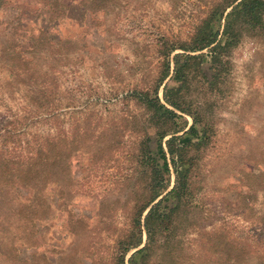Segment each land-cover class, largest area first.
<instances>
[{"label":"rangeland","instance_id":"1","mask_svg":"<svg viewBox=\"0 0 264 264\" xmlns=\"http://www.w3.org/2000/svg\"><path fill=\"white\" fill-rule=\"evenodd\" d=\"M217 1L99 0L87 1L83 10L71 4L68 52L52 62L56 75L51 103L36 106L22 90L14 94L9 86H0V149L18 151L36 135H52L57 141L64 138L63 152H70L68 169L63 170L61 163L56 166L54 195L48 199L51 208L44 211L40 206L44 199L37 200L41 221L33 228L22 226L24 243L18 246L16 264H121L120 242L133 227L134 213L151 195L148 154L157 168L164 161L158 135L151 129L147 137L144 131L154 127L150 114L132 93L153 89L168 47L188 42ZM93 11L100 16L98 33L92 29ZM14 14L9 7L4 17ZM222 22L213 23L214 28L220 24L221 29ZM79 26L87 34L82 41ZM176 52L182 50L174 49L169 57ZM195 53L205 54L203 71L212 79L216 70L209 50ZM224 59L220 90L202 86L197 77L190 82L194 92L189 96L206 92L211 132L207 145L187 149L185 160L192 164V196L202 226L227 227L245 236L263 229L264 27L256 35H244ZM171 76L172 70L159 97ZM178 113L183 118L176 121V135H181L193 120ZM168 137L161 141L165 150ZM142 140L145 157L139 154ZM166 157L167 187L142 213L141 228L149 207L174 184L170 155ZM162 205L172 206L171 198ZM144 243L143 235L142 243L127 252L124 264ZM136 260L139 263L140 257Z\"/></svg>","mask_w":264,"mask_h":264},{"label":"trees","instance_id":"2","mask_svg":"<svg viewBox=\"0 0 264 264\" xmlns=\"http://www.w3.org/2000/svg\"><path fill=\"white\" fill-rule=\"evenodd\" d=\"M87 1L99 2L0 0V86L4 89L9 86L14 94L22 90L36 106L50 104L56 75L52 62L62 60L68 52L66 43L69 42L71 4L83 10ZM9 7L15 9V14L4 17ZM92 19L93 32L98 33V11L92 12ZM220 20L223 21L221 29L220 24L215 29L213 23ZM263 27L264 0H218L188 42L168 47L160 77L153 89L132 93L137 104L150 114L149 121L154 127L144 131L148 137L149 131L154 129L164 161L157 168L154 158L148 154L150 179L147 187L151 195L147 203L134 213L133 227L120 242L118 259L121 264H124L127 252L142 243L143 235L144 246L130 254L128 264H264V215L260 220L263 229L247 232L245 236L227 227L204 228L199 218V206L192 196V164L185 160L187 149L207 145L211 132L210 116L205 106L208 100L206 92L203 90L201 96L197 93L189 96L194 90L190 82L197 77L202 86L212 91L220 90V74L227 62L224 58L244 35H256ZM78 31L82 41L87 34H84L82 26ZM176 48L182 52L169 57ZM205 48L209 50L211 65L216 70L212 79L203 71L205 54L195 53ZM170 70L172 76L163 84L162 97H159V88ZM177 111L190 115L193 120L181 135H176L179 131L176 121L183 116ZM167 135L170 137L165 140V150L161 141ZM188 135H195L198 140L193 142ZM82 136L86 137L85 132ZM24 143L18 151L0 149V264L18 262V246L24 243L20 235L23 224L33 228L41 221L37 200L44 199L45 203L40 205L44 211L51 208L48 199L54 195L52 186L56 166L61 163L63 170L69 167L70 152H63L66 147L64 138L57 141L52 135H36ZM139 154L146 156L144 140L139 144ZM166 154L170 155L175 173L174 184L149 207L141 228L142 213L167 187L170 168ZM167 197L171 198L172 206L162 205ZM190 233H195V237L188 238ZM137 256L140 257L139 263Z\"/></svg>","mask_w":264,"mask_h":264}]
</instances>
